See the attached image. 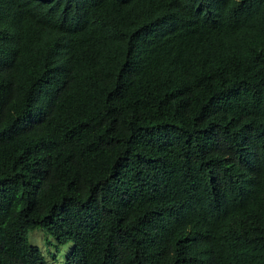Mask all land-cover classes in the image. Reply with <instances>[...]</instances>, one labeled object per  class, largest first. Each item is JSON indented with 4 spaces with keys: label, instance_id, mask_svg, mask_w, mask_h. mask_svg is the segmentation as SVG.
<instances>
[{
    "label": "trees",
    "instance_id": "trees-1",
    "mask_svg": "<svg viewBox=\"0 0 264 264\" xmlns=\"http://www.w3.org/2000/svg\"><path fill=\"white\" fill-rule=\"evenodd\" d=\"M264 264V0H0V264Z\"/></svg>",
    "mask_w": 264,
    "mask_h": 264
},
{
    "label": "rangeland",
    "instance_id": "rangeland-1",
    "mask_svg": "<svg viewBox=\"0 0 264 264\" xmlns=\"http://www.w3.org/2000/svg\"><path fill=\"white\" fill-rule=\"evenodd\" d=\"M28 240L42 249L47 264H66V258L72 248L71 241L57 244L53 236L39 226L28 231Z\"/></svg>",
    "mask_w": 264,
    "mask_h": 264
}]
</instances>
